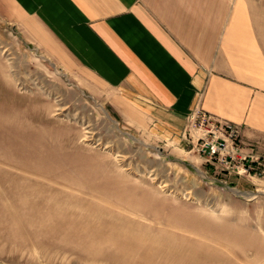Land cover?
Returning <instances> with one entry per match:
<instances>
[{
  "label": "rangeland",
  "instance_id": "1",
  "mask_svg": "<svg viewBox=\"0 0 264 264\" xmlns=\"http://www.w3.org/2000/svg\"><path fill=\"white\" fill-rule=\"evenodd\" d=\"M243 1L254 25L264 0ZM114 94L86 91L0 9V264H264V146L230 120L237 139L216 138L201 94L174 131Z\"/></svg>",
  "mask_w": 264,
  "mask_h": 264
},
{
  "label": "crops",
  "instance_id": "2",
  "mask_svg": "<svg viewBox=\"0 0 264 264\" xmlns=\"http://www.w3.org/2000/svg\"><path fill=\"white\" fill-rule=\"evenodd\" d=\"M234 3V2H233ZM161 12V24L147 16ZM0 0V9L93 95L170 130L198 95L217 117L264 146V13L240 0ZM173 130V131H174ZM233 264H234V260Z\"/></svg>",
  "mask_w": 264,
  "mask_h": 264
},
{
  "label": "built area",
  "instance_id": "3",
  "mask_svg": "<svg viewBox=\"0 0 264 264\" xmlns=\"http://www.w3.org/2000/svg\"><path fill=\"white\" fill-rule=\"evenodd\" d=\"M202 118L201 123H206L209 126H206L209 130V132H214L215 137L218 138L220 135H228V139H231V141L234 142V140L237 139L238 133H237V126H235L233 123L218 119L216 117H212L211 115H208L204 112H199ZM219 133V135L217 134ZM218 135V136H217ZM222 146H226V143L224 142H208V147H210L211 153L215 154L218 152V150H225Z\"/></svg>",
  "mask_w": 264,
  "mask_h": 264
}]
</instances>
